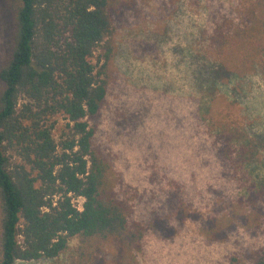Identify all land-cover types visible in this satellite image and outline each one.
I'll list each match as a JSON object with an SVG mask.
<instances>
[{"label": "rangeland", "instance_id": "1", "mask_svg": "<svg viewBox=\"0 0 264 264\" xmlns=\"http://www.w3.org/2000/svg\"><path fill=\"white\" fill-rule=\"evenodd\" d=\"M248 4L109 0L117 50L105 100L89 123L143 226L138 264H229L232 255L247 264L251 251L264 248V202L257 201L264 193V57L238 75L217 73L209 46L213 29L235 27ZM10 38L0 0V66ZM233 56L239 66L243 54ZM52 121L55 141L65 139V116ZM228 128H246L259 147L254 160ZM71 199L81 209L83 198ZM213 218L223 228L215 239L205 230ZM77 245L72 237L56 257L15 264H73ZM122 253L111 241L91 264H122Z\"/></svg>", "mask_w": 264, "mask_h": 264}, {"label": "trees", "instance_id": "2", "mask_svg": "<svg viewBox=\"0 0 264 264\" xmlns=\"http://www.w3.org/2000/svg\"><path fill=\"white\" fill-rule=\"evenodd\" d=\"M4 1L11 38L0 66V264L56 257L72 237L78 239L73 264H91L111 241L125 253L122 264H138L143 226L89 123L105 100L117 50L109 0ZM248 1L240 23L216 26L209 35L217 73L238 75L264 57V0ZM58 114L69 132L56 142ZM228 129L254 160L259 147L246 128ZM72 195L83 198L80 210ZM258 197L263 203L264 193ZM212 220L205 230L215 239L223 228ZM247 259L264 264V248ZM229 264L240 261L232 255Z\"/></svg>", "mask_w": 264, "mask_h": 264}, {"label": "built area", "instance_id": "3", "mask_svg": "<svg viewBox=\"0 0 264 264\" xmlns=\"http://www.w3.org/2000/svg\"><path fill=\"white\" fill-rule=\"evenodd\" d=\"M81 197V196H80ZM77 209H79V208H77ZM80 210V209H79Z\"/></svg>", "mask_w": 264, "mask_h": 264}]
</instances>
